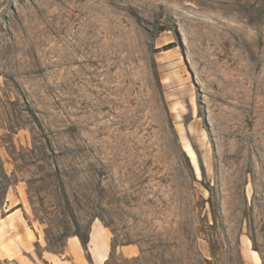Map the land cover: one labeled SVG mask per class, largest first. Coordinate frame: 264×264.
I'll use <instances>...</instances> for the list:
<instances>
[{
  "label": "rangeland",
  "instance_id": "rangeland-1",
  "mask_svg": "<svg viewBox=\"0 0 264 264\" xmlns=\"http://www.w3.org/2000/svg\"><path fill=\"white\" fill-rule=\"evenodd\" d=\"M15 208L36 253L97 220L108 264H264V0H0Z\"/></svg>",
  "mask_w": 264,
  "mask_h": 264
},
{
  "label": "crops",
  "instance_id": "crops-1",
  "mask_svg": "<svg viewBox=\"0 0 264 264\" xmlns=\"http://www.w3.org/2000/svg\"><path fill=\"white\" fill-rule=\"evenodd\" d=\"M89 241L85 250L77 236L65 239L63 250L55 253L33 248L37 240L35 230L25 221L19 208L0 217V262L2 264H108L113 253L125 258H136L139 249L135 246L112 244L110 230L100 221L89 225ZM246 244V249L248 251ZM249 264H258L257 257L247 252Z\"/></svg>",
  "mask_w": 264,
  "mask_h": 264
},
{
  "label": "trees",
  "instance_id": "trees-1",
  "mask_svg": "<svg viewBox=\"0 0 264 264\" xmlns=\"http://www.w3.org/2000/svg\"><path fill=\"white\" fill-rule=\"evenodd\" d=\"M170 46H165L163 50H168L170 49ZM89 226L87 228V230L84 233H80L79 230L75 231V233L73 234L74 236H77L83 246V248L85 250H87V245H88V241H89Z\"/></svg>",
  "mask_w": 264,
  "mask_h": 264
}]
</instances>
